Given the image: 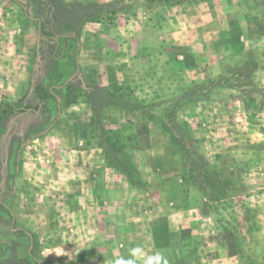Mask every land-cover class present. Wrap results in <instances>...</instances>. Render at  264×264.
<instances>
[{
	"label": "rangeland",
	"instance_id": "rangeland-1",
	"mask_svg": "<svg viewBox=\"0 0 264 264\" xmlns=\"http://www.w3.org/2000/svg\"><path fill=\"white\" fill-rule=\"evenodd\" d=\"M97 3L31 0V14L41 19L45 33L55 36L40 41L34 20L22 12L25 0H0V104L10 105L0 122V203L10 209L16 227L32 233L42 264H105L110 260L108 241L100 249L97 240L89 239L82 216V204L88 199L87 188L92 182L89 171L97 163L94 159L103 156L109 163L108 157H113L101 144L99 127L111 130L106 132L108 139L117 141L120 152L132 160L141 145L146 146L134 134L122 133L129 138H118L116 122L128 117L115 111L104 115V106L117 103L138 110L135 116L148 122L146 129L153 134L150 153L155 154V162L175 168L178 155L194 187H205L199 178L204 172L210 179L208 187L215 191L219 177L226 178V169L234 162L226 151L217 150L221 144L202 142L209 130L205 123L211 124L210 114L193 106L205 98L203 87L208 81H191L189 72L179 64L177 52L166 62L158 47L140 48L137 60L123 64L127 66L123 70L119 64L99 61L103 48L95 41L96 29L113 25L116 15L111 7L101 8ZM125 6L129 4L114 5L118 10ZM156 13L159 22L163 15L159 9ZM86 24L91 28L83 37V48ZM69 33L80 41L76 65L72 62L74 39L69 37L66 44L63 40ZM225 53L215 57L224 60L221 71L209 81L217 87L250 82L249 90L259 91L254 70L264 51L252 52L253 62L248 67L240 58L231 62L227 50ZM246 71L254 78L242 77ZM103 74L109 81L100 87ZM225 116L223 113L221 127L227 129ZM174 121L183 128H175ZM23 140L20 170L15 174V153ZM9 222L8 212L0 208V264H34L27 253V236L12 233ZM257 253L264 257L263 250ZM246 258L253 263L251 256Z\"/></svg>",
	"mask_w": 264,
	"mask_h": 264
},
{
	"label": "crops",
	"instance_id": "crops-1",
	"mask_svg": "<svg viewBox=\"0 0 264 264\" xmlns=\"http://www.w3.org/2000/svg\"><path fill=\"white\" fill-rule=\"evenodd\" d=\"M88 1L129 4L117 10L113 25L96 29L95 41L103 48L99 61L105 65L119 64V69H127L122 65L137 60L140 48L158 47L166 62L171 53L177 52L179 64L189 72L191 81H208L203 87L205 98L193 106L198 112L204 108L210 114L211 124L205 123L209 130L202 142L221 144L217 150L226 151L234 159L226 176L230 178L232 172L241 179L239 185L224 189L227 193L223 196L213 194L204 172L199 178L205 187H194L178 155L175 168L155 162V154L150 153L153 134L146 129L150 127L148 122L135 116L138 110L117 103L104 106V115L115 111L127 116L122 123L116 122L121 134H134L146 146L141 145L139 155L133 156L139 182L131 180L124 168L107 163L103 156L94 159L97 163L90 168L92 182L87 188L88 199L82 204V216L89 239L97 240L100 247L108 241L107 248L112 252H108L110 260L105 264H250L248 256L253 258L252 264H264V257L257 253L263 250L264 256V55L255 64L261 88L257 92L249 90L250 82L217 87L209 81L221 71L224 57H215L226 54L225 50L231 62L243 59L244 67H248L246 61L253 62L252 52L264 51V3ZM158 9L163 15L158 17L159 22ZM88 28L89 24L83 28V48ZM201 66L205 68L202 73ZM249 74L246 71L242 77L254 78ZM101 79L100 87L106 86L108 75L103 74ZM223 113L227 129L221 127Z\"/></svg>",
	"mask_w": 264,
	"mask_h": 264
},
{
	"label": "trees",
	"instance_id": "trees-1",
	"mask_svg": "<svg viewBox=\"0 0 264 264\" xmlns=\"http://www.w3.org/2000/svg\"><path fill=\"white\" fill-rule=\"evenodd\" d=\"M97 4L101 8H105L107 6L111 7V12L113 13V15H115L117 13L118 9L115 8L114 5L118 6L119 3H117L115 1V2L97 3ZM30 5H31V0H25V5L23 6L22 12H23L24 16L29 17L32 20H34L36 27H37V30H38L39 40L45 41V40H49V39H54L55 36H53L52 34L45 33V31L42 29L41 19L39 17H35L31 14L30 9H29ZM94 20L97 21L98 19H95V18H87L86 19V21H94ZM69 37L73 38L75 41V46H74V50L72 53V62L74 65H76L78 63L77 56H78V51L80 48V41H79L78 37L69 33V34H66L63 36L64 44H66V40ZM246 64H247L246 66H250L251 63L246 61ZM9 106L10 105L6 104V103L2 104V105L0 104V122H1L2 118L7 114L8 110H9ZM55 120H56V116L54 117V120L51 122V124H54ZM173 125L175 128H178V129L183 128L182 125H180L176 121L173 122ZM106 132H111V130L105 129L103 126L99 127V136H100V138L103 139L101 141V144L113 156V157H108L109 158V164L124 168V170L129 173L131 180L139 182L141 178H140L137 166L135 165V163L133 162L132 159L123 155V153L120 152L121 150L119 149V146L117 147V141H111L110 139H108ZM117 137L121 138V139L122 138H125V139L129 138L128 135H123V134H121L120 131L117 133ZM24 144H25V141L23 140L17 146V151L15 153V159H14L15 174L18 173L20 170L19 169L20 168L19 167V163H20L19 149H21V147ZM230 173H231L230 178L226 177L224 179L218 180V183L219 182L220 183L218 185V188L215 191H213L214 195H216V196L226 195L227 192H225L224 189L229 188V186L231 187V186L239 185V183L241 182L240 175H237V173H232V172H230ZM0 208L3 209L4 211L8 212V214H9V219H10L9 229H10V231L14 234H25L27 236V238L29 240L28 246H27V253H28V256L30 257L31 261L34 264H42L40 257H39V254H40L39 246H38L37 241L33 237L32 233L16 227L15 221H14V216L11 213L10 209L4 203H0Z\"/></svg>",
	"mask_w": 264,
	"mask_h": 264
}]
</instances>
